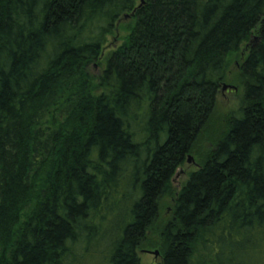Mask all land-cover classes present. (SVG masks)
<instances>
[{
    "label": "trees",
    "instance_id": "1",
    "mask_svg": "<svg viewBox=\"0 0 264 264\" xmlns=\"http://www.w3.org/2000/svg\"><path fill=\"white\" fill-rule=\"evenodd\" d=\"M159 223L157 264H264V0H0V264H142Z\"/></svg>",
    "mask_w": 264,
    "mask_h": 264
},
{
    "label": "rangeland",
    "instance_id": "2",
    "mask_svg": "<svg viewBox=\"0 0 264 264\" xmlns=\"http://www.w3.org/2000/svg\"><path fill=\"white\" fill-rule=\"evenodd\" d=\"M109 44L112 46L117 47L121 42L122 39L119 37V40L114 38V34H110L108 36ZM91 70L94 74H98L100 71L99 66H91ZM230 79L233 81L234 86L236 89H227L221 90L217 96V104L216 109L213 113V116L210 120L209 125L205 129L204 133L200 136L197 140V144L194 147L195 152L190 153L193 157V161H189V156H187L183 165H181L177 170L173 177V186L176 190H180L182 186L187 182L190 173L196 170L199 167V164L205 157L207 151L212 147L214 141L219 138V136L223 133L226 128V118L227 116L234 110H236L243 100L244 89L242 87L240 79H238V68H232ZM228 84V82H225ZM174 204V199L172 196H166L162 198L160 201V215L162 219H169L172 216L171 208ZM157 224L153 228V232L149 233L148 242L144 243L142 247L139 249V255L142 264H157L161 260V256H155L153 253L155 250H159L158 244L159 239L156 237L158 232ZM207 260L208 258L203 254ZM93 258L88 259L87 263L85 264H103L104 256L102 254L96 253ZM199 258H202L199 256ZM211 264H213L212 259H209Z\"/></svg>",
    "mask_w": 264,
    "mask_h": 264
},
{
    "label": "water",
    "instance_id": "3",
    "mask_svg": "<svg viewBox=\"0 0 264 264\" xmlns=\"http://www.w3.org/2000/svg\"><path fill=\"white\" fill-rule=\"evenodd\" d=\"M125 17H127V15ZM227 89H236V86L224 83L222 86V90H227ZM192 160H193V157L189 155V161H192ZM153 253L155 254V256H158L160 252L158 250H155Z\"/></svg>",
    "mask_w": 264,
    "mask_h": 264
},
{
    "label": "flooded vegetation",
    "instance_id": "4",
    "mask_svg": "<svg viewBox=\"0 0 264 264\" xmlns=\"http://www.w3.org/2000/svg\"><path fill=\"white\" fill-rule=\"evenodd\" d=\"M193 161V160H192Z\"/></svg>",
    "mask_w": 264,
    "mask_h": 264
}]
</instances>
